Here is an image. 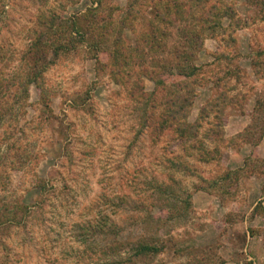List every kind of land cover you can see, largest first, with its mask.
<instances>
[{"label":"rangeland","instance_id":"rangeland-1","mask_svg":"<svg viewBox=\"0 0 264 264\" xmlns=\"http://www.w3.org/2000/svg\"><path fill=\"white\" fill-rule=\"evenodd\" d=\"M179 1L0 0V71L16 81L53 13L89 12L108 32L44 73L68 140L41 119L36 84L0 125V205L30 207L0 225V264H264V0ZM125 20L140 52L111 73ZM142 89L156 92L147 105ZM177 92L192 101L183 132L160 123ZM142 242L161 249L137 255Z\"/></svg>","mask_w":264,"mask_h":264},{"label":"trees","instance_id":"trees-1","mask_svg":"<svg viewBox=\"0 0 264 264\" xmlns=\"http://www.w3.org/2000/svg\"><path fill=\"white\" fill-rule=\"evenodd\" d=\"M180 3L181 1L174 0L176 13H180L182 9ZM1 5L4 8L7 6V4ZM172 5L165 6V11L167 13L171 7H174ZM92 9H89V11ZM229 9H231V7L225 9L224 14L229 13ZM159 16L161 17V20H165V15L157 11L156 17ZM97 20V17L95 15H91L89 12H85L81 15H76L73 18L68 19L57 13H53L49 19H43L42 24L46 30L38 32L36 36H32L30 45L24 52L22 58L25 71L23 73L24 75H19L18 80L16 81L14 79L17 77L15 78L13 76V79L12 76L10 78H6L2 76L3 72L0 71V125L3 123L4 119L15 117L14 114L16 109L19 110L25 106L24 102L30 97L31 84H36L42 89V97L40 100L45 105L46 110L44 109L41 119L49 122L50 120L60 119L58 116L54 115L52 109H50L48 92L42 85L44 73L49 69L50 65L55 62L59 55L69 53L72 49L78 47L79 42L88 41L89 37H92L91 39L93 40L90 47L96 50L98 45L103 42L108 35L107 29L105 30L104 26L98 24L100 22ZM219 23L220 22H216V25ZM127 25L128 22L125 20L121 25V29H119L118 33L112 38V40H109L108 45L106 46L107 51L110 54L109 65L111 67V73L119 74L118 71H120L121 67L130 65L132 60L134 61L133 54L140 52L139 48H132L131 46L127 47L123 43L124 40L122 31L123 27ZM143 35L146 42L149 40L153 41L157 37V34L144 33ZM159 83L164 85V87H162L164 90L166 88L164 80H159ZM9 91L11 93L10 95L7 94ZM12 92L13 97H11ZM155 94L156 92L147 93L142 89L141 96L146 98V105L149 100L148 96H154ZM191 104L192 101L188 94H181L177 92L175 96H171L167 101L168 108L160 115L161 126H170L180 132L194 128L193 124L186 121V109ZM144 111H146V108H144ZM142 115L145 119L148 118L146 112H143ZM59 124L62 126L61 133L63 134V137L68 140L70 136L69 124H67L64 119H60ZM144 125L146 126L147 124L145 123ZM9 137L10 136L7 138L3 137V141ZM46 181V179L41 180L37 186L43 189L46 185ZM29 208V205L24 204L21 201H17L13 204L0 205V225L21 220L27 213H29ZM160 249L161 248L157 246L142 242L137 246L136 254L144 255L151 251L159 252Z\"/></svg>","mask_w":264,"mask_h":264}]
</instances>
